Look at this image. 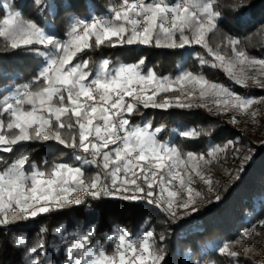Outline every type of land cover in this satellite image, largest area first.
I'll list each match as a JSON object with an SVG mask.
<instances>
[{
    "label": "snow or ice",
    "instance_id": "6c2138e0",
    "mask_svg": "<svg viewBox=\"0 0 264 264\" xmlns=\"http://www.w3.org/2000/svg\"><path fill=\"white\" fill-rule=\"evenodd\" d=\"M32 4L37 19L50 7L46 0H32ZM250 4L251 0H232L228 7L239 12ZM3 7L9 11L0 18V37L6 41L2 50L28 48L47 57L48 63L30 83L9 89L12 94L2 98L0 153H13L21 142L56 141L73 150L79 164H49L47 159L37 163L27 154L8 162L0 156V164H6L0 171V228L10 230L19 221L86 205V197L144 201L173 222L221 200L216 192L214 199L204 197L198 202L202 194L194 192L193 175L214 191L215 185L202 171L201 162L210 164L229 149L239 156L234 141L215 145L207 153L185 152L160 142L165 125L134 124L133 120L141 109L149 108H205L212 112V105L218 110L216 114L229 109L247 112L254 103H264V96L238 94L193 71L161 76L155 68L146 67V58L116 67H110L107 58L95 68L90 67V58L73 63L78 54L88 55L101 47L202 46L212 60L196 54L201 66L222 68L237 86L264 90V57L249 55L240 39L221 32L218 25L223 23L224 5L220 0H121L101 17L71 15V28L63 40L46 32L37 19L12 10L14 5L0 4ZM209 32L220 35L215 48L206 39ZM41 47L48 51H41ZM224 50H230L231 55H222ZM250 115L255 118L257 113ZM231 122L236 123L235 117ZM205 134L210 132L198 127L179 133L188 139ZM85 166H94L95 173L86 174ZM147 224L146 220L135 234L117 226L111 234L99 237L94 223L72 233L58 227L55 232L63 247L55 251L61 253L62 260L54 264H167L166 237L160 234L157 239ZM260 225L264 226V220ZM46 231L40 229L41 234ZM254 232L246 231L243 236ZM14 246L21 249L23 264H47L41 259L49 254L43 238L28 247L21 235L15 238ZM217 252L227 256L230 264H238L240 253L232 250L230 243H223Z\"/></svg>",
    "mask_w": 264,
    "mask_h": 264
},
{
    "label": "trees",
    "instance_id": "16d2710c",
    "mask_svg": "<svg viewBox=\"0 0 264 264\" xmlns=\"http://www.w3.org/2000/svg\"><path fill=\"white\" fill-rule=\"evenodd\" d=\"M46 2L50 3L48 11L37 19L32 0H0V4L14 5L12 10L21 11L25 18L37 19L46 32L57 35L61 40L67 38L66 33L71 28V15L87 18L106 14L109 8L118 6L121 0ZM220 3L224 5L223 23L218 25L221 32L240 39L249 55L264 57V0H251L250 7L239 12L228 7L232 0H220ZM8 11L7 7L0 8V18L6 16ZM206 39L213 48L220 43L219 34L209 32ZM5 42V38L0 37V103L5 95L12 94L9 89L30 83L48 63L47 57L37 55L28 48L3 51ZM41 51L47 50L41 47ZM196 54L212 60L202 46L169 49L125 45L101 47L88 55L78 54L73 63L90 58V67L95 68L102 59L107 58L110 67H116L146 58V67L155 68L161 76L174 77L182 71H193L204 74L212 83L223 84L238 94L253 98L264 96V90L259 88L235 85L222 68L201 66L195 58ZM221 54L231 55L230 50L221 51ZM254 74L249 72V75ZM210 107H213L212 112L205 108L141 109L133 123L151 122L154 127L165 125L166 130L159 135V140L185 152L190 150L197 154L207 153L215 145L223 146L227 141H234L235 147L240 149L239 156L229 149L210 164L201 162L202 171L210 176L215 190L210 192L208 187L202 188L201 181L192 183V187L202 194L197 198L198 202L204 197L214 199L216 192L222 197L219 202L205 204L198 214L173 222L159 208L144 201L132 202L109 197L93 200L86 197V205L72 206L62 211L53 210L34 219L19 221L10 226V230L0 228V264H23L22 251L14 246L15 238L21 235L26 238L28 247L34 246L43 238L49 254L41 259H46L47 264H54L56 260H62L61 253L55 251L56 247H63L60 235L55 232L58 227L63 226L65 232L72 233L75 230L82 231L94 223L99 237L105 233L111 234L112 229L117 226L134 234L138 233L146 220V227L155 231L157 239L160 234L166 237L167 264H230L227 256H221L217 252L218 247L225 242L231 244L232 250L240 253L238 264H255L264 254V226L260 225V221L264 220V133L252 138L243 129V120L236 119L238 113L235 116L231 115V111L216 114L218 110L212 105ZM233 117L236 123L231 122ZM261 123L264 128V119ZM193 127L205 129L210 135L205 134L196 139L179 135ZM21 154L29 155L37 163L47 159L49 164H79L74 160L73 150L56 141L21 142L15 146L13 153H0V156L11 162ZM245 155L250 159L243 160ZM241 165L243 168L239 171ZM4 167L6 164H0V171ZM85 171L92 175L96 169L94 166H85ZM41 228L47 231L41 234ZM253 229L255 232L251 236H243V233L252 232ZM107 250L110 253V249Z\"/></svg>",
    "mask_w": 264,
    "mask_h": 264
},
{
    "label": "rangeland",
    "instance_id": "374dc122",
    "mask_svg": "<svg viewBox=\"0 0 264 264\" xmlns=\"http://www.w3.org/2000/svg\"><path fill=\"white\" fill-rule=\"evenodd\" d=\"M46 50L48 51V49ZM227 111H231L230 113L232 116H235L238 113V116H236V119L243 120V129L245 128V132L248 133L250 137L257 138L258 134L264 133V128L262 127L263 123H261V121L264 119V103H254L247 112H241L235 109H229ZM253 111L257 113L255 118H253L250 115V113ZM259 118H262V119H259ZM160 142L164 143V141L162 140H160ZM199 181H201L200 185L202 186V188L207 189L208 185H206L198 177H195V176L193 177V182H199ZM193 189L195 192L196 188L193 187ZM184 197L186 198V193H184ZM61 244H63L62 241H61ZM255 264H264V254L256 260Z\"/></svg>",
    "mask_w": 264,
    "mask_h": 264
},
{
    "label": "built area",
    "instance_id": "2783aa9c",
    "mask_svg": "<svg viewBox=\"0 0 264 264\" xmlns=\"http://www.w3.org/2000/svg\"><path fill=\"white\" fill-rule=\"evenodd\" d=\"M116 7V6H115ZM107 14V13H106ZM105 14H101V15H97L96 17H101V16H104ZM139 202H142V201H139ZM77 230H75V232H76ZM108 248L110 249V253H111V251H112V249H111V246H108Z\"/></svg>",
    "mask_w": 264,
    "mask_h": 264
}]
</instances>
